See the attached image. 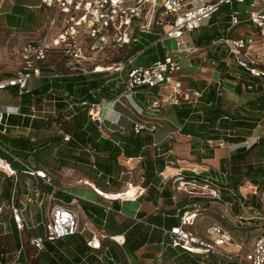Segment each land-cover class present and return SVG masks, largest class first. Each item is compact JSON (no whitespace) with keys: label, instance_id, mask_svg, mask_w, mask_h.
Returning a JSON list of instances; mask_svg holds the SVG:
<instances>
[{"label":"built area","instance_id":"1","mask_svg":"<svg viewBox=\"0 0 264 264\" xmlns=\"http://www.w3.org/2000/svg\"><path fill=\"white\" fill-rule=\"evenodd\" d=\"M246 2L247 0H41V28L35 36L23 39L20 43L17 51L21 57L20 68L13 76L0 80V92L17 88L19 96H23L30 92L29 82L42 77L51 81L86 77L90 74L118 73L125 88L123 94L113 102L101 99L99 102L81 103L88 109L92 122L102 130V108H108L110 103L126 107L128 102L132 106L136 95L144 88L154 90L170 84V95H156L146 100L148 109L155 116H160L167 108L182 104L198 105L204 92L191 87L184 88L181 80L176 79L185 71L186 66L210 67L224 75L233 85H241L247 92L256 91L264 84V0H249L245 14L232 10L226 33L208 47L195 46L193 38L189 37V34L209 27L212 18L223 6L232 7ZM236 28H240V31L233 35ZM157 29H163L157 42L175 43L173 52L165 48L164 59L149 66H135V59L129 58L125 62L116 63V67L110 70L109 66H101L98 62L102 59L112 60L116 52L136 43L139 35L152 34ZM52 52H56L62 59L60 68L47 64ZM194 55L196 57L192 58ZM100 67L107 70L99 71ZM45 69L49 76H44ZM124 72L125 77L122 76ZM223 82L222 79L216 82L217 99L225 96ZM67 103L73 110L74 104L69 101ZM38 113L45 112L34 106L25 117L36 119ZM14 115L22 116L18 108L7 107L0 112V125L7 128L8 120ZM155 130L156 125L148 128L147 124L141 122L135 123L133 127L135 134ZM227 136L233 137L234 132L228 131ZM70 138L66 135L64 141L68 142ZM263 140L264 135L253 132L242 143L209 141L207 147L201 146L198 151L205 154L216 149H227L230 153L240 148L250 150ZM87 152L91 154V150L87 149ZM0 159L13 169L9 173L0 165V239L13 234L20 238L14 249L5 248L0 241V264H40L38 261L32 262V259H37L46 252L48 244H56L71 237L83 238L93 252L100 254V259L103 254L110 253L112 243L123 248L125 234L122 235V241L117 240V236L107 235L104 231L105 220L82 218L71 204L58 200L55 195L61 188L53 185L51 177L45 171L34 169L1 143ZM12 162L18 163L21 170L15 169ZM250 165L264 168V155L257 161L250 162ZM92 168L96 169L93 159ZM193 173L200 176L196 171ZM19 174L29 178L22 191L18 188L21 183ZM101 175L102 173L99 177ZM160 176L164 186L171 184L174 201L182 193H187L190 198L203 197L209 199L210 203L221 204L220 218L233 222L237 229H242L246 221L256 223L259 220V224H255V230L246 231L247 234L255 233L250 242L248 238L237 239V236L219 223L211 224L204 234H200L195 228L205 217L198 208L188 210L177 216L178 225L170 228L152 225L168 241L161 244V252L156 254L150 264H177L174 259L166 258L169 249L175 251L177 256H190L198 264H264V177L257 183L246 179L238 188L228 189L214 185L218 180L209 177L188 179L183 170L171 176H165L163 171ZM222 185L226 186L227 182ZM44 186L50 187L51 192L45 191ZM139 189L141 192L132 202L144 194L145 189L138 187ZM224 191L233 192L229 194ZM227 195L231 198L224 200ZM109 201L111 204L95 205H99L107 214L124 215L121 209L115 210L112 203L117 201L123 204L129 201ZM247 201L250 203L247 204ZM235 205L254 211L253 215L247 217L244 213L234 216L232 211ZM203 210L206 212L209 208ZM134 221L136 224L145 223L138 216L134 217ZM37 230L40 232L35 233ZM23 234L28 235L27 244L22 240ZM27 245L32 248L33 254L26 252ZM126 258V263L117 261L114 255H110L109 260L112 264H131Z\"/></svg>","mask_w":264,"mask_h":264},{"label":"trees","instance_id":"2","mask_svg":"<svg viewBox=\"0 0 264 264\" xmlns=\"http://www.w3.org/2000/svg\"><path fill=\"white\" fill-rule=\"evenodd\" d=\"M245 4L247 6V2ZM233 6H229V10H236ZM231 11L222 16H217V14H215V17L212 19V25L196 31L192 37L194 45L198 47H208L214 42L219 41L222 35L226 33L225 30ZM220 19H222L224 23L217 26L215 23ZM162 34L163 29H157L152 34L139 35V39L136 42L137 44L135 43L137 45L135 53L139 52L138 55L135 54V59L140 62L139 66H149L159 59H164L166 57V49L161 42H157ZM143 57L145 58L143 59ZM101 77H103V74H95L93 77L79 76L53 79L51 81L47 79L45 83L41 84L38 88L24 94L21 97L22 106L30 104L36 98L40 100L43 98L52 99L51 97L54 96V93L59 94L58 98L54 99L56 103L55 108L59 112V116L33 121L32 124H30L29 118L20 116L19 119L23 120L21 123L23 126L27 127L31 125V127H34L36 130L45 129L46 124L49 126L55 124L63 132V135L57 136L54 140H45L44 144L42 142L31 143L29 140L18 138L13 140V147L19 151L35 150L37 160H41L46 154L47 149H50L52 143L55 145H62L64 137L69 135L71 137L70 141L65 142V148H67L66 153L64 154L62 151L57 153L64 159L76 160L78 163L89 165L98 177L99 174L102 173L99 177L101 181L94 184L101 189V191L110 193L115 191L107 187L111 184L110 180L114 179L115 176L121 175L122 172L118 157L120 155H124L127 158L142 157L143 161L141 162V168L145 176L143 185L148 189V195L158 194L159 192L157 189L161 182L160 173L164 171L167 164L164 159L144 156L142 149L146 147V145L152 144L151 137L134 133L129 137L118 138L115 136L110 139L105 138L90 119L88 109L81 105L83 101L99 102L101 99L114 100L125 91L122 84L118 86L114 82L107 81L106 85L101 84ZM190 86L191 88L193 87V89L202 91L206 85L205 83L200 84L191 81ZM209 87L210 91L207 97L205 98L203 95L202 98L204 99L202 100L204 104L195 106L182 104L180 106H175L176 114L183 124L181 133L189 135L195 140L192 152L197 156V159H201V156L198 154V148L201 146L207 147L209 141L219 142L220 140H227L236 144L246 141L252 136L260 119L264 117V90L262 96L255 102H250L248 104V109H256L259 111L257 118L249 119L237 116V114L232 115L225 111L222 108V99L216 98V86L215 88ZM258 89L262 91V88ZM65 94L67 96H65ZM68 101L74 104L75 108L71 110L67 116L70 119L66 120L67 117L63 116L62 112L68 109ZM243 111L246 112L247 109L245 108ZM28 113L23 114L27 115ZM8 122L11 125H16L18 123L12 119H9ZM228 131H233L234 136L228 137ZM263 146L264 140L256 144L250 150L240 148L230 154V158L226 161L225 166L228 163L231 164V167H234V173L231 174V177H228V183L225 188L236 189L246 179H250L254 183H257L259 179L264 177V168H255L247 161L254 150L260 151ZM87 149L91 150V154L87 152ZM16 154L20 157H27V155L19 152H16ZM49 156H51V151ZM211 156V152L205 155V157ZM92 159L96 169L92 168ZM37 160L36 163L39 162ZM11 164L16 169L14 162ZM33 166L32 167L37 170V167L35 165ZM222 170L226 169L222 167ZM45 172L51 177L50 172ZM184 174L188 179L204 178L203 175L197 176L191 172H184ZM165 192L166 189H164L160 195L165 196ZM58 195V197H63L65 199L61 201L71 204L73 200L71 196L64 194ZM82 208L89 217L95 218L97 221L105 220L106 224L104 229L108 234H111V236L125 234L126 240L122 248L123 255L116 252L114 253L115 259L119 262L124 261V254H127L133 255L132 259H130V263L137 264V261H135L137 259L134 255L138 250L144 247V245L148 243L153 245L156 244V247L153 248L156 250V254H158L161 252V244L168 241V238L164 237L160 230L152 228V225L158 226V223H160V221L156 219L151 218L144 221L145 223H135L133 226L129 227L124 223H119L111 213L107 214L103 208L91 206L86 203L82 204ZM178 224L179 223L175 225ZM149 258L144 256V259ZM166 258L168 260L174 259L177 264H198L188 255L177 256L172 249L167 251Z\"/></svg>","mask_w":264,"mask_h":264},{"label":"crops","instance_id":"3","mask_svg":"<svg viewBox=\"0 0 264 264\" xmlns=\"http://www.w3.org/2000/svg\"><path fill=\"white\" fill-rule=\"evenodd\" d=\"M40 5L41 0H0V42L6 39H11L16 40V42L20 44L23 39H28L35 36L41 28L43 22V10L40 9ZM223 23L224 22L222 21V19H220L216 21L215 24L218 26L219 24ZM210 25H212V20L210 22ZM171 44L175 46L174 42H171ZM176 79L181 80L182 86L184 88L191 87V81L200 84L205 83L206 86L202 90L204 92L205 98L210 91L209 86L215 88L216 82L222 79L224 80L223 83L225 89V96L221 100L222 108L232 115L237 114V116L249 119H255L258 117L259 111H257L256 109L251 110L247 107L250 102H255L260 96H262L264 84L262 87H260L262 88V91L258 89L253 92H247L243 86L233 85L230 80H228L226 77L224 78V75H221L218 71H215L210 67H199L198 65H195L191 68L186 66L185 71ZM37 80L38 83L40 82V84H42V81L40 79ZM29 84L28 89L30 91L38 88V86L40 85L35 84L32 85L31 88H29ZM171 93L172 90L170 84H167L165 86V90H147L145 88L141 89L136 95L135 104H133L134 102L132 103V107H134L137 113L133 112L129 108L128 102H126V107H123L120 104L113 105V103H110L108 105V108H102L101 117L103 119V129L99 131L105 138L110 139L115 136H117L118 138H122L129 137L130 135L134 134L133 127L135 123H145L147 124L148 128L156 125V130L154 132L144 131L140 133V135L143 136H150L152 142V144L146 145V147L142 149V152L144 156L161 158L166 161L167 165L164 169L165 176H171L178 173L180 170H183L184 172L196 171L197 173L203 175L204 178L209 177L212 180L220 179V183L223 184L224 181H222L221 176H224V174L226 173L227 175H230L226 170H222V167L226 168L225 163L230 158V151L227 149H216L215 151H208L205 154H201L199 152L198 154L199 156H201V160H196L197 156L191 153V151H193V145H195V140L193 137L181 133L183 124L176 114L175 107L165 109L160 116H155L148 109V103L146 101L147 98L154 97L156 95H170ZM7 94L19 96L17 88H10L7 91H1L0 112L5 110L7 107L16 109L18 108L22 117L25 118V116L30 113L31 107L35 106L34 101H32L30 104L22 106V96L17 97V99H15L16 97L12 99L7 96ZM202 100L204 99H201L200 104H204ZM109 101L113 102V100ZM245 108L247 109L246 112L243 111ZM110 109H113V111ZM44 112L45 113H38V117L36 119L29 118L30 124H32L33 121L46 119L45 114L47 113V111L44 110ZM23 113L28 114L26 115ZM19 117L20 116L18 115H14L10 118L13 121L18 122L16 125H11L9 122L7 128H4L0 125V143L8 147L16 156V152L27 155V157H18L28 162L31 166L35 165L38 170L49 172V168L46 165L48 161L44 159L45 156H43L41 160H37L35 150L19 151L13 147V140L18 138L29 140L31 143L42 142L44 144L45 140H48L49 137L46 136L47 131H45L44 129L36 130L34 127H31V125L27 127L23 126L21 124L23 120H20ZM254 132L258 135H264V117L260 119L259 124ZM210 152L212 153V156L205 157V155ZM49 154L50 149H47L46 155L49 156ZM263 155L264 146L262 147V153L260 154V157ZM36 160L39 162L36 163ZM142 161V157L127 158L124 155H120L118 157V162L122 167L120 177L122 182L127 184L124 188H127V186H129L130 184L137 187L129 191H125V193L133 192L131 194H124L117 197L114 195V192L119 193V191L115 190L111 193L103 192L101 191V189L97 188L94 183L93 184L101 192L113 194L114 198H111L109 200L123 199L125 201H129L125 203H138V207L134 208V210L130 214H125L122 209V206H124L125 203L121 204L117 201L112 203L115 210L121 209L124 213V215L121 216L115 213H111L119 223H124L131 227L135 224L134 217L138 216L144 221L151 218L156 219L160 221V223H158V226L167 228L175 226V224L179 223V218L177 216L182 215L184 212L188 211V208L192 207L196 203L184 205L181 203H177V201H174L172 199L174 193L171 190V184H169L168 186H164L162 179L157 189L159 193L153 195H148V189L145 188L142 183L134 184L130 182V175H132V173L137 171L143 172L141 168ZM14 164L17 170L21 169V166L18 163ZM228 177L229 176L225 177V181H228ZM138 187L145 188V192L142 196L138 197L135 202H132L136 198L137 194L141 192L140 189L138 190ZM43 189L47 192H51L50 187L44 186ZM164 189H166V192L164 194L165 196H161L160 194ZM77 198H80L92 204L98 203L96 200H92L86 195L83 196L82 194L80 196H77ZM109 200L106 199L105 204H111ZM198 201L200 200L194 202L198 203ZM82 204L84 203H81V205H79V208L75 209L81 214V216L83 215L82 218L90 219L91 217H89L83 210ZM207 209L208 207L205 208V210ZM39 232L40 230L35 231V233ZM106 234L111 236V234H108L107 232ZM117 237L118 240H123L122 235H117ZM1 240L2 238L0 239V241ZM155 245L156 244L153 245L151 243H148L135 253L134 257H136L137 259L135 260L137 261V264H150L151 259H143L142 253L145 248L156 247ZM26 252L29 255L33 254V250L29 245H27L26 247ZM115 252L123 255L122 249L113 246L110 250V253L107 255L103 254L102 259H100V254L93 252L91 248L86 245L83 238L76 237L63 240L56 244H48L47 251L42 253L39 258L32 259V262L38 261L40 264H112L109 258L110 255H114ZM126 257H128L130 261L133 255L125 256L124 254L125 263L127 261Z\"/></svg>","mask_w":264,"mask_h":264},{"label":"rangeland","instance_id":"4","mask_svg":"<svg viewBox=\"0 0 264 264\" xmlns=\"http://www.w3.org/2000/svg\"><path fill=\"white\" fill-rule=\"evenodd\" d=\"M249 0H247V4H248ZM234 9L238 10L239 12H241V14H245V10H246V4L240 5V4H235ZM230 7L229 5H225L223 6L220 11L217 13V16H222L225 15L226 13H229ZM242 29V28H241ZM240 31V28H236V30H234L233 35H237ZM196 32V31H195ZM189 34V37L192 39V37L194 36V33ZM137 44V43H136ZM135 43H131L127 48H125L124 50L120 51V52H116L113 59L112 60H99L98 62L101 63V66H109V65H113L116 63H119L121 61L125 62L126 60H128L129 58H136V55H138V53H135L136 49H137V45ZM164 48L169 49L170 51H174L175 46L171 44V42H164L163 44ZM20 44L16 42V40H11V39H6L3 40L2 42H0V79L5 78V77H10L13 76L17 70L20 68V55L17 53L18 48H19ZM136 54V55H135ZM196 57V55L192 56V58ZM145 57H143L144 59ZM62 59L59 58V56L57 55L56 52H52L51 56L48 58L47 64H50L51 66H55L56 68H60L61 67V63ZM133 64L135 66H139L140 62L138 60H134ZM91 66V65H90ZM147 66V65H145ZM89 67V66H88ZM264 68V67H263ZM44 76H49V74L47 73V69L44 70ZM103 77H101V84L106 85V81L108 82H114L116 85L120 86L121 85V77L120 74L118 73H102ZM94 74H90V75H86V77H93ZM123 77H125V72L122 74ZM42 81V84L45 83V81L47 80L46 77H42L40 79ZM38 83L37 79H33L31 80L30 84H29V88H31L32 85H35ZM40 82L37 84L39 85ZM41 85V84H40ZM39 85V86H40ZM38 86V87H39ZM165 86L163 85L161 86L160 90H165ZM156 89V90H158ZM58 93H54V96L51 97L52 99H48V98H43V99H38L36 98L34 100V105L37 108V110H45L47 111L46 115V119L47 118H54L59 116V112L56 110L55 106L56 103L54 101V99L58 98ZM10 98L14 99V97H16L15 99H17V97L19 96H13L8 95ZM126 102V101H125ZM127 104V103H126ZM200 104V103H199ZM129 108L137 113L134 109V107H132L131 105H129ZM75 107L73 106V109ZM71 108L68 107V109L64 110L62 112L63 116L67 117L69 115V112H71ZM70 118H66V120H69ZM48 123V122H47ZM45 131H47L46 136H49L48 139L49 140H54L57 136H62L63 132L60 130V128L58 126H56L55 124H53L52 126H49L48 124L45 125ZM65 142H63L62 145H55L54 143L51 144L50 146V151H51V156H47L46 154L44 155V159L48 161V163L46 164L47 167L49 168V172L51 174V178H52V183L53 185H56L57 187L61 188V191H59L55 197L59 200H65L63 197H58V194H64V195H68L71 196L73 198L71 205L72 207L75 208H79V205H81V203H86L89 204L91 206H95V207H99L101 208L99 205H95L92 203H88L80 198H77V196H80L81 194L84 196L86 195L88 198L92 199V200H96L98 202V204H105L106 203V199L103 198L102 196L98 195L96 192H94L91 188H89L88 186L84 185L82 183V181L84 179H87L93 183L96 182H100V178L98 176L95 175V173L92 171V169L89 167V165L87 164H81L78 163L76 160H68V159H64L63 157H60V154L57 152H63L64 154L66 153L67 148H65ZM60 150V151H59ZM191 153L194 155V153L191 151ZM262 153V149L260 151H255L250 155V157L248 158V162H252V161H257L260 158V154ZM196 158V157H195ZM196 160H201V159H196ZM225 168V167H224ZM226 171L230 174L227 176L231 177V174L234 173V167H231V164H227L226 165ZM21 169H18V171H20ZM122 171V170H121ZM193 173V172H191ZM201 175V174H200ZM19 181L21 182L19 185V190L22 191L21 189L23 188L24 183L29 180V178L23 174H19L18 176ZM222 181H224V183H228V181H225V176H221ZM220 179H218V182H214V185H218L220 187H225L223 186L220 181ZM57 182V183H56ZM103 182V181H102ZM130 182L134 183V184H139V183H144L145 182V176L143 172L137 171L132 173V175H130ZM110 185L107 186L108 188H112L114 190L119 191L118 192H114L115 196H121L124 194H131L133 192H126L125 191H129L133 188H137L135 185H131V186H127L126 187V183H123L121 180L120 175L119 176H115L114 179L110 180ZM10 184V183H8ZM227 186V185H226ZM213 187V186H212ZM229 189H233V188H229ZM225 193L232 194L233 191H224ZM228 196V195H227ZM224 196V200H227L228 198H231L230 195L227 197ZM194 202V201H197ZM177 203H181V204H193L196 203V206H192L190 208H188V210H193L195 208H198L201 210L202 216L205 217L204 219H201L198 226L195 228V231L200 233V234H204L205 233V229L210 226L213 223H219L221 224L223 227H225L226 229H228L229 231H231L235 236H237V239L243 238V239H249V242L252 240V237L255 235L254 232H251L250 234H247L246 231H253L256 229L255 224H259V220L256 221H246L243 225H242V229H237L234 226L233 222L227 221V220H222L220 218V209L222 208L221 204H214V203H210L209 199H203V197H199L196 196L194 198H190V195H188L187 193H182L177 195V199H176ZM250 201H247V204H249ZM138 207V203H125L124 206H122L123 211L125 212V214H130L134 208ZM208 207L209 210H207L206 212L203 210L204 208ZM252 210L247 209L244 210L242 209V207H239L238 205H235L233 208V215L237 216V215H241L246 213L247 217H250L253 215ZM83 216V215H82ZM250 223V224H248ZM242 232V233H241ZM27 236L26 234L22 235V240L24 243L27 244ZM250 236V237H249ZM20 241V238L18 237V235L13 234V235H8L6 237H2V245L5 248H10V249H14L16 246H18V243ZM15 244V246H14ZM113 246H115L116 248H118V246L115 243H112ZM1 245V244H0ZM153 247H147L144 249L143 253H142V258L144 259V256H147L149 259H153L156 255V250ZM10 251V250H8ZM151 263V261H150Z\"/></svg>","mask_w":264,"mask_h":264},{"label":"bare ground","instance_id":"5","mask_svg":"<svg viewBox=\"0 0 264 264\" xmlns=\"http://www.w3.org/2000/svg\"><path fill=\"white\" fill-rule=\"evenodd\" d=\"M114 67H116V65L115 64H113V65H109V69L108 70H110V69H113ZM104 70H107V69H104L103 67H100V69H99V71H104ZM0 165L2 166V168L3 169H5L7 172H11L13 169L11 168V166H9L8 165V163H4V162H2L1 161V159H0ZM82 183L84 184V185H86V186H88L89 188H91L93 191H95V192H97V194H99L100 196H102V197H104V198H106V199H111V198H114V195L113 194H110V193H103V192H101L100 190H98L97 188H96V186L93 184V182H91V181H88V180H83L82 181ZM125 201V200H124ZM128 201V200H127ZM123 238V237H122ZM117 240H118V237H117ZM120 241V240H119ZM122 241V240H121Z\"/></svg>","mask_w":264,"mask_h":264}]
</instances>
